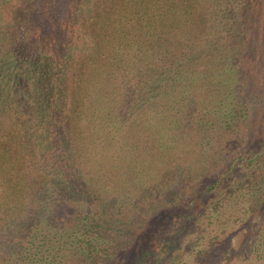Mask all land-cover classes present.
Masks as SVG:
<instances>
[{"label": "trees", "instance_id": "16d2710c", "mask_svg": "<svg viewBox=\"0 0 264 264\" xmlns=\"http://www.w3.org/2000/svg\"><path fill=\"white\" fill-rule=\"evenodd\" d=\"M260 109L264 0H0V264H264Z\"/></svg>", "mask_w": 264, "mask_h": 264}, {"label": "rangeland", "instance_id": "374dc122", "mask_svg": "<svg viewBox=\"0 0 264 264\" xmlns=\"http://www.w3.org/2000/svg\"><path fill=\"white\" fill-rule=\"evenodd\" d=\"M262 111H263L262 109H260L259 111L254 110V112L257 114V118H260V121L264 122V114ZM261 112H262V114H261ZM246 136H247V140H248L247 145L250 144L251 147L255 148L254 146H256L255 142L257 141V137L258 136L260 138L264 137V129H262V126H259L257 124V122H254V123H252V126L250 127V129L246 131ZM243 142H245V141H243ZM231 144H232V147H230V148H235L237 146V144H239V142L232 141ZM240 145L243 146V144H240ZM238 148L240 149V146ZM238 148L237 149H231V151H229V152L230 153H236ZM207 166H209V165H207ZM237 169H238V171L236 173L237 175H240L241 171H242V173L245 172V167H243V165H241V166L238 165ZM209 170L214 172L213 168H210ZM263 176H264V174H263ZM255 180H254V184L256 185V183H257L259 186V183H258L259 179H258V181L256 180V183H255ZM182 187L180 188V191H179V195H180L181 199L185 198V197L189 198L194 194L195 186L193 185V183L190 186H186L184 188H182ZM261 191H263L262 200H264V184H263ZM156 198H158V197L156 196L155 198L153 197V198L148 199V204L151 205L154 200H159ZM224 209L226 210V208H224ZM232 210H234L233 212H236L234 217L231 218L234 221L236 219H239V216L240 215L242 216L246 212V207H244L243 203H242V206H240V205L235 206ZM66 213H68V212H64V209H62L61 207L60 208L57 207V211H56L54 216L57 215L56 219H58L59 225H61L63 223V221L65 220V218H67L68 215ZM124 214H125L124 219L127 220L128 211L127 212L124 211L123 214H120V216H123ZM130 224H131L130 226H132V229H133V236L130 239L133 240L137 236L144 235L143 232L146 229V227L148 226V219L145 216H141L140 212H137V213H135L134 217L132 218V221H130ZM234 224L235 223H233V225ZM214 233H215V231H214ZM216 233H218V231H216ZM146 237H147V235H146ZM146 237H144V238H146ZM199 248H200V246H198V249ZM200 256H202V255L195 256V261H193L191 264H195V262L198 260V257L200 258ZM182 258L184 259L182 264H185L186 263L185 261L190 259L187 256H184ZM71 259H73V260H71ZM81 259H82V253L76 251L73 254V256H72V254L70 255V260H68V264H70V263L71 264H83V262L80 261Z\"/></svg>", "mask_w": 264, "mask_h": 264}]
</instances>
